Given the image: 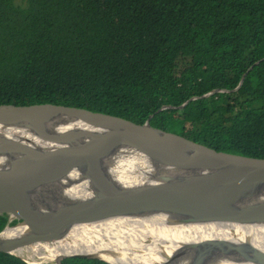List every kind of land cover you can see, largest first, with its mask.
<instances>
[{
	"label": "trees",
	"instance_id": "16d2710c",
	"mask_svg": "<svg viewBox=\"0 0 264 264\" xmlns=\"http://www.w3.org/2000/svg\"><path fill=\"white\" fill-rule=\"evenodd\" d=\"M262 58L264 0H0V104L153 115L156 127L264 157V60L248 71ZM216 88L229 91L159 111ZM17 222L0 214V232ZM0 264L31 263L0 252Z\"/></svg>",
	"mask_w": 264,
	"mask_h": 264
},
{
	"label": "water",
	"instance_id": "95a60500",
	"mask_svg": "<svg viewBox=\"0 0 264 264\" xmlns=\"http://www.w3.org/2000/svg\"><path fill=\"white\" fill-rule=\"evenodd\" d=\"M247 72L233 90L242 86ZM223 91L229 89L216 88L178 106L164 105L159 111L182 108L194 99ZM152 117L139 123L116 114L55 103L0 104V127L21 135L25 142L19 146L0 137V145L12 150V157L0 156V214L18 220L0 232V252L19 255L27 248L70 247L75 253L56 258V264L71 256L125 264L104 254L124 237L129 225L104 226L97 220L133 219L137 224L182 200L222 214L264 202V157L218 150L156 127ZM124 158L149 162L159 173L137 187L125 188L117 212L89 216L57 203V196L69 187L98 181ZM231 223L250 226L264 221L247 218L231 219ZM19 224L27 227V235L2 236ZM194 254L176 264L234 260L264 264V247L247 237L201 240Z\"/></svg>",
	"mask_w": 264,
	"mask_h": 264
},
{
	"label": "bare ground",
	"instance_id": "6f19581e",
	"mask_svg": "<svg viewBox=\"0 0 264 264\" xmlns=\"http://www.w3.org/2000/svg\"><path fill=\"white\" fill-rule=\"evenodd\" d=\"M19 136L21 135L0 127V137L23 146L25 142ZM10 152L12 150L0 145V156L12 157ZM112 171L98 178V181H84L79 185L69 187L57 196V203L62 204L65 209L76 213H86L89 216L115 213L120 206L118 201L121 192L125 188L137 187L159 173L149 162L133 158L120 160ZM110 189L115 192H111ZM247 218L264 221V202L234 214H222L193 205L190 200H182L163 213L137 224L133 223V219L123 218H108L97 220V222L104 226L129 225L127 226L129 230L124 237L117 240V244L104 254L106 258L125 264H176L183 258L195 255L196 247L201 240L211 238L247 237L264 247V223L250 226L231 223V219ZM27 234V227L19 224L8 228L2 236L14 237ZM147 239L149 241H146ZM69 248H27L21 249L18 254L35 253L34 255L43 259L55 260L66 254L75 253ZM83 252L87 253L85 250L78 251V253ZM224 264L251 263L234 260Z\"/></svg>",
	"mask_w": 264,
	"mask_h": 264
},
{
	"label": "rangeland",
	"instance_id": "374dc122",
	"mask_svg": "<svg viewBox=\"0 0 264 264\" xmlns=\"http://www.w3.org/2000/svg\"><path fill=\"white\" fill-rule=\"evenodd\" d=\"M18 2H21V0H17ZM146 241H149V239H147ZM35 253H33V254H31V253H23V257L26 259V260H28V261H30V262H34V264H38L39 262H41V264L42 263H44V262H46L45 260H48V259H43V258H41V257H39V256H36V255H34Z\"/></svg>",
	"mask_w": 264,
	"mask_h": 264
},
{
	"label": "built area",
	"instance_id": "2783aa9c",
	"mask_svg": "<svg viewBox=\"0 0 264 264\" xmlns=\"http://www.w3.org/2000/svg\"><path fill=\"white\" fill-rule=\"evenodd\" d=\"M27 261H28V260H27ZM28 262L32 264V262H30V261H28Z\"/></svg>",
	"mask_w": 264,
	"mask_h": 264
}]
</instances>
